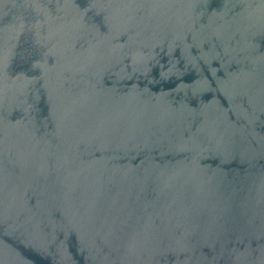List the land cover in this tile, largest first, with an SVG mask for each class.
I'll return each instance as SVG.
<instances>
[{
    "label": "water",
    "instance_id": "1",
    "mask_svg": "<svg viewBox=\"0 0 264 264\" xmlns=\"http://www.w3.org/2000/svg\"><path fill=\"white\" fill-rule=\"evenodd\" d=\"M0 264H264V0H0Z\"/></svg>",
    "mask_w": 264,
    "mask_h": 264
}]
</instances>
